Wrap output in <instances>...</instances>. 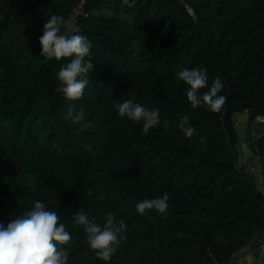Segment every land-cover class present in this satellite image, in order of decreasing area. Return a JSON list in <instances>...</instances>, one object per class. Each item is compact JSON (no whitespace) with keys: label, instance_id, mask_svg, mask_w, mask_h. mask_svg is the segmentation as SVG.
Segmentation results:
<instances>
[{"label":"trees","instance_id":"1","mask_svg":"<svg viewBox=\"0 0 264 264\" xmlns=\"http://www.w3.org/2000/svg\"><path fill=\"white\" fill-rule=\"evenodd\" d=\"M51 15L63 18L61 34L92 44L94 69L76 101L56 91L72 58L41 55ZM194 67L207 69L201 94L224 84L220 111L187 100L176 72ZM128 99L159 109L161 123L144 132L143 121L120 117L113 101ZM73 107L84 110L81 124L64 119ZM244 109L264 115V0H0V223L39 200L72 237L59 246L67 264L225 263L264 236V194L236 168ZM185 115L191 138L178 127ZM253 144L264 167V135ZM165 193L166 213L137 212ZM80 209L101 227L107 213L125 222L109 261L74 225Z\"/></svg>","mask_w":264,"mask_h":264},{"label":"clouds","instance_id":"2","mask_svg":"<svg viewBox=\"0 0 264 264\" xmlns=\"http://www.w3.org/2000/svg\"><path fill=\"white\" fill-rule=\"evenodd\" d=\"M129 8L135 6L136 0H122ZM63 18L51 15L44 24L42 35L39 37L41 55L56 60L72 58L66 65L61 66L57 73L59 85L56 89L64 98L76 101L83 97L85 88L89 85V74L94 69L91 60H85L92 48L91 42L83 35L61 34L60 29ZM176 76L189 87L187 100L193 108L207 106L211 111L218 112L226 102V97L218 95L224 88L219 78L215 79L210 89L200 93L201 89L208 86L207 69L194 67L181 69ZM113 106L118 110L120 117L127 116L135 122L143 121V131L156 127L161 123L159 109H147L142 104L132 99L123 102L113 101ZM65 120L74 124H81L84 119L83 108H69ZM163 127H169V121H163ZM178 127L185 136L191 138L195 128L190 124V117L185 115ZM83 131V128L81 129ZM206 138L201 137L200 143H205ZM90 147V146H88ZM169 195L163 194L160 198L145 199L136 205V210L143 215L146 210L156 209L164 214L168 210ZM103 227L90 220L87 213L80 209L72 216L74 225L84 226L86 240L90 248L96 251L97 258L109 261L116 252L119 244L126 239L123 235L126 229L123 220L117 221L112 213H107ZM60 217L55 211H50L39 200L34 206L15 218L5 226L0 223V264H67L69 253L62 245L72 239L66 225L60 223Z\"/></svg>","mask_w":264,"mask_h":264},{"label":"built area","instance_id":"3","mask_svg":"<svg viewBox=\"0 0 264 264\" xmlns=\"http://www.w3.org/2000/svg\"><path fill=\"white\" fill-rule=\"evenodd\" d=\"M74 10H75V12H78L80 9H79V7H75ZM72 20H74V19H71V21ZM242 113L249 116L250 129H251L250 136L248 137L250 139L249 143L253 148H256V146L253 144V142L256 140V138L258 136L257 133H255V125H257V124L261 125V131H260L259 135H264V115L256 114V115L252 116V115H250V113L247 109H244L239 114H242ZM239 114L237 115V117L234 121V127L235 128H238V126H239ZM236 168L243 169L246 173L251 174L255 180L257 189L261 193L264 194V174H263L262 178L256 177L255 168H254V165L250 159H248L247 157H245L242 154H239L237 156V160H236ZM249 248H250L249 245L239 248L236 251V253H234L228 261H226L225 263H221V264H245V256L248 253ZM257 250H258V254L256 257L255 264H261L264 261V236L259 239L258 244H257ZM212 264H220V263L213 262Z\"/></svg>","mask_w":264,"mask_h":264},{"label":"crops","instance_id":"4","mask_svg":"<svg viewBox=\"0 0 264 264\" xmlns=\"http://www.w3.org/2000/svg\"><path fill=\"white\" fill-rule=\"evenodd\" d=\"M239 121H240V126L237 128L238 143L236 148L240 152L239 154L244 155L245 157H247L252 161L255 168L256 177L262 178L264 174V167L262 166V162L259 161V159L255 156L254 150L247 138V132L250 129L249 116H247L244 113L239 114ZM239 128H241V130H239ZM260 131H261V125L260 126L255 125V133H257L258 135ZM257 254H258V250L256 248V244H254L248 250V253L245 256V264H255Z\"/></svg>","mask_w":264,"mask_h":264},{"label":"rangeland","instance_id":"5","mask_svg":"<svg viewBox=\"0 0 264 264\" xmlns=\"http://www.w3.org/2000/svg\"><path fill=\"white\" fill-rule=\"evenodd\" d=\"M257 125L260 126V124H257ZM239 126H240V121H239ZM239 126H238V127H239ZM236 129H237V128H236ZM259 129H260V128H259ZM239 130H241V128H239ZM250 131H251V129H249L248 132H247V138L250 136ZM248 140H250V139L248 138ZM258 241H259V240H258ZM258 241L255 243V244H256V248H257ZM249 247L251 248L252 246L249 245ZM250 248H249V249H250ZM249 249H248V250H249Z\"/></svg>","mask_w":264,"mask_h":264},{"label":"water","instance_id":"6","mask_svg":"<svg viewBox=\"0 0 264 264\" xmlns=\"http://www.w3.org/2000/svg\"><path fill=\"white\" fill-rule=\"evenodd\" d=\"M253 150H254L255 156L259 159V161L263 162V160H262L260 154L258 153V151L256 150V148H253Z\"/></svg>","mask_w":264,"mask_h":264}]
</instances>
